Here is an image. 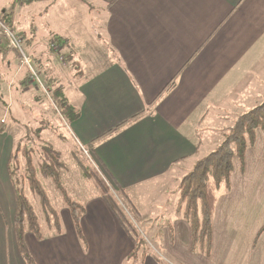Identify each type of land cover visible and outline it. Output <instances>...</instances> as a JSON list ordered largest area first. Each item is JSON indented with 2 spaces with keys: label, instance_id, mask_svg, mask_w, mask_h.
Here are the masks:
<instances>
[{
  "label": "crops",
  "instance_id": "crops-1",
  "mask_svg": "<svg viewBox=\"0 0 264 264\" xmlns=\"http://www.w3.org/2000/svg\"><path fill=\"white\" fill-rule=\"evenodd\" d=\"M65 7L73 17L51 34L77 68L70 87L43 68L49 59L34 46L36 31L25 40L79 111L69 126L91 162L140 218L152 211L154 221L168 220H161L168 252L180 264H264L263 129L244 161L234 158L231 187L219 192L209 255L192 251L191 226L177 208L182 177L264 95V0H65ZM8 8L0 11L15 19ZM81 228L82 236L72 220L69 231L41 239L28 231L35 264H129L134 243L98 193ZM12 255L9 264H26L18 249ZM139 264L160 262L145 255Z\"/></svg>",
  "mask_w": 264,
  "mask_h": 264
},
{
  "label": "rangeland",
  "instance_id": "rangeland-1",
  "mask_svg": "<svg viewBox=\"0 0 264 264\" xmlns=\"http://www.w3.org/2000/svg\"><path fill=\"white\" fill-rule=\"evenodd\" d=\"M4 6H8L9 10L14 7V10L17 11L15 19L8 20L11 21L12 27L21 34L25 51L31 55V49L25 39H28L30 37L29 33L35 30L37 34L35 38L37 40L34 46L38 48L41 44L43 46L42 52L49 59V63L43 68L47 67L53 73V76L59 77V81L64 83L65 87H70L69 82L72 81V73L77 71V68L71 61L70 51L61 47V41L56 42L57 36L55 33L51 34V32L67 27L66 23L69 22L67 17H73L72 8L68 9L65 7V0H58V2L57 0H33L31 2L0 0V7ZM48 7H50L49 10ZM9 15L11 14L9 13ZM52 41L55 44L52 45ZM6 53L8 55L7 59H5L7 62L4 61L2 64V71L5 74L3 78L13 77L19 82L14 86H8L3 84L2 79L0 81V121L4 120L5 122L3 124L0 123V127L3 130L0 132V264H6L7 258L8 264L14 262L15 259L12 254L15 253V250L18 249L20 253L13 220V209L16 207V200L11 184L12 179L7 168L10 156L18 148L23 149L18 150L23 159L22 168L20 172L13 174L14 179L26 173L28 163L26 165L25 162L28 157H32V164L36 167L40 163L53 166L55 162H50L51 160L43 155L46 154L47 148L60 152L58 159L60 158L63 162L60 169L58 166L54 167L59 176V181L57 182L54 181V178H45L41 173L36 172L49 196L50 211H45L42 208L41 198L35 191L31 190L28 185L25 188V192L33 203L38 215L39 230L43 235L42 237L57 234L56 229L58 227L55 223V212H58L59 227L62 226L63 230L69 231L72 217L67 198L79 202L85 208L86 203L98 193L94 182L85 176L83 169L80 167L82 163L87 167H93L110 185L112 193L120 203L121 208L129 215L142 236L137 253L131 258L129 264H139L143 261L145 255H150L159 261L160 264H170L171 262L180 264L168 252L169 243L164 231L165 227L162 226L161 222V220H168L160 217L157 221H154L150 217L154 213L152 211L145 212L144 216L140 218L136 210L137 206L132 204L128 197L115 184L113 185L109 181V178L105 177L106 174L102 175L99 172L101 168H99L100 166L97 162V166L91 162L89 155L84 151L89 146L84 145L85 147L83 146L82 148L71 126H69L71 124L70 120L67 122L57 110L55 94L57 84L55 80H52L51 76H46L47 69L45 71L42 69L41 61L36 59L34 65L38 72L42 73L40 76L45 88L39 83L31 81L27 65L23 64L15 50L6 51ZM261 65L263 64H258L257 66ZM261 67L264 68V66ZM252 75L253 73L251 77ZM21 79L24 82H21ZM256 81L259 80L256 79ZM251 86V92L253 93L254 84L252 82ZM261 88V86L256 85L257 94L262 93ZM258 97L257 100H255V96L252 98V100L257 101L254 104L255 106L264 102V95H259ZM87 151L89 150L87 149ZM11 167L14 171H17L16 163H12ZM144 218H148V220H144ZM167 227L173 228L172 225ZM13 236L16 240V249H14Z\"/></svg>",
  "mask_w": 264,
  "mask_h": 264
},
{
  "label": "trees",
  "instance_id": "trees-1",
  "mask_svg": "<svg viewBox=\"0 0 264 264\" xmlns=\"http://www.w3.org/2000/svg\"><path fill=\"white\" fill-rule=\"evenodd\" d=\"M31 2L33 0H24ZM4 20L8 23L9 13L1 11ZM8 51L6 45H0V81L3 84H9V78H3L5 75L2 71L3 62H7L3 55ZM26 83V82H25ZM57 110L62 117L72 122L79 117V111L68 101L60 86L55 88ZM1 124L5 123L3 120ZM257 129L264 130V102L253 107L252 109L239 114L233 124L225 132L224 140L210 153L199 159L193 168L186 173L179 185V198L177 208L183 214L186 221L192 229V251L201 252L205 255L210 254L212 244V224L215 215L216 203L219 197V192L223 189L231 187V176L234 168V158L237 157L241 162L244 161L246 151L254 145L256 140ZM3 131L0 127V132ZM18 148L9 158L7 163L8 172L12 179V188L15 195L16 207L14 210V228L17 238L20 254L26 264H35L29 247L25 241V235L28 231L32 232L37 238H42V233L39 230V218L35 211L34 205L25 192L28 185L29 188L35 191L41 198L42 208L45 211L51 209L50 199L42 186L38 174L41 173L45 178H54L55 182L59 181V176L55 170V166L62 167L63 162L60 157V152L52 148H47L44 157H48L55 163L53 166L40 163L38 167L32 164V157L26 159L28 163L26 173L21 174L17 179L13 178L15 172H20L22 168V157ZM23 150V149H20ZM12 163H16V170L11 167ZM85 176L94 182L98 194L106 201L117 216L123 229L129 235L134 243V248L130 253V257L136 255L137 249L142 239L136 225L132 222L129 215L121 208L120 203L112 193L110 185L101 177V175L93 168L80 164ZM123 193V191H121ZM67 204L74 226L80 236H82L81 219L84 213V206L77 201L67 198ZM50 211V210H49ZM55 223L57 224V233H62V226L59 227L58 212H55ZM264 231V224L260 233Z\"/></svg>",
  "mask_w": 264,
  "mask_h": 264
},
{
  "label": "built area",
  "instance_id": "built-area-1",
  "mask_svg": "<svg viewBox=\"0 0 264 264\" xmlns=\"http://www.w3.org/2000/svg\"><path fill=\"white\" fill-rule=\"evenodd\" d=\"M23 42L24 40L21 34L12 27L11 23L4 20L3 14L0 11V45H6L8 50H15L23 64L27 65L31 81L39 83V85L45 88L44 82L40 76L41 74L36 69L32 56L25 51ZM47 93L49 92L47 91ZM84 151L88 153L87 149H84Z\"/></svg>",
  "mask_w": 264,
  "mask_h": 264
}]
</instances>
